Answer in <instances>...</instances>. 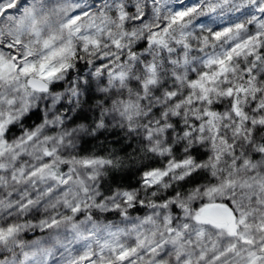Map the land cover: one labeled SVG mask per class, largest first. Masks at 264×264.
<instances>
[{
  "label": "snow or ice",
  "instance_id": "6c2138e0",
  "mask_svg": "<svg viewBox=\"0 0 264 264\" xmlns=\"http://www.w3.org/2000/svg\"><path fill=\"white\" fill-rule=\"evenodd\" d=\"M0 264H264V0H0Z\"/></svg>",
  "mask_w": 264,
  "mask_h": 264
}]
</instances>
